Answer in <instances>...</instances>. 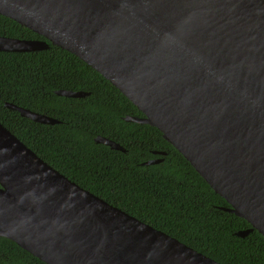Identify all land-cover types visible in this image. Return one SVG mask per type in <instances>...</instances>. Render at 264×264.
Segmentation results:
<instances>
[{
    "label": "water",
    "instance_id": "95a60500",
    "mask_svg": "<svg viewBox=\"0 0 264 264\" xmlns=\"http://www.w3.org/2000/svg\"><path fill=\"white\" fill-rule=\"evenodd\" d=\"M0 14L44 37L0 35V50L53 44L88 63L143 113L125 120L157 127L250 223L238 236H264V0H0ZM0 236L47 264H223L80 186L1 121Z\"/></svg>",
    "mask_w": 264,
    "mask_h": 264
},
{
    "label": "trees",
    "instance_id": "16d2710c",
    "mask_svg": "<svg viewBox=\"0 0 264 264\" xmlns=\"http://www.w3.org/2000/svg\"><path fill=\"white\" fill-rule=\"evenodd\" d=\"M0 35L44 38L0 14ZM57 89L82 90L67 97ZM55 117L39 123L6 106ZM143 113L117 87L72 52L50 44L37 51L0 50V121L40 157L80 186L223 264H264V236L225 210L229 203L162 132L125 120ZM115 140L126 151L95 141ZM164 152V153H161ZM155 163L145 164L151 159ZM0 264H47L0 236Z\"/></svg>",
    "mask_w": 264,
    "mask_h": 264
}]
</instances>
